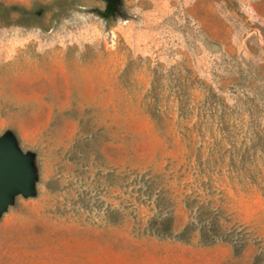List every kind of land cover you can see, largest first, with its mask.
Instances as JSON below:
<instances>
[{
  "label": "rangeland",
  "instance_id": "obj_1",
  "mask_svg": "<svg viewBox=\"0 0 264 264\" xmlns=\"http://www.w3.org/2000/svg\"><path fill=\"white\" fill-rule=\"evenodd\" d=\"M5 135L0 264H264V0H0Z\"/></svg>",
  "mask_w": 264,
  "mask_h": 264
},
{
  "label": "water",
  "instance_id": "obj_2",
  "mask_svg": "<svg viewBox=\"0 0 264 264\" xmlns=\"http://www.w3.org/2000/svg\"><path fill=\"white\" fill-rule=\"evenodd\" d=\"M33 168L30 154L20 151L10 135L0 137V213L14 192H32Z\"/></svg>",
  "mask_w": 264,
  "mask_h": 264
}]
</instances>
